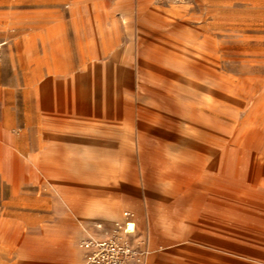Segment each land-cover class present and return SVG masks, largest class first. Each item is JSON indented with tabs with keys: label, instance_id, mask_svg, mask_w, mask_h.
Masks as SVG:
<instances>
[{
	"label": "rangeland",
	"instance_id": "374dc122",
	"mask_svg": "<svg viewBox=\"0 0 264 264\" xmlns=\"http://www.w3.org/2000/svg\"><path fill=\"white\" fill-rule=\"evenodd\" d=\"M126 209L145 264H264V0H0V264Z\"/></svg>",
	"mask_w": 264,
	"mask_h": 264
},
{
	"label": "built area",
	"instance_id": "2783aa9c",
	"mask_svg": "<svg viewBox=\"0 0 264 264\" xmlns=\"http://www.w3.org/2000/svg\"><path fill=\"white\" fill-rule=\"evenodd\" d=\"M93 233L82 239L83 264H145L147 245L138 239L135 214L123 211L111 222L96 221Z\"/></svg>",
	"mask_w": 264,
	"mask_h": 264
},
{
	"label": "crops",
	"instance_id": "0c3cea01",
	"mask_svg": "<svg viewBox=\"0 0 264 264\" xmlns=\"http://www.w3.org/2000/svg\"><path fill=\"white\" fill-rule=\"evenodd\" d=\"M86 215L90 218L95 216L102 218H116V213L112 210H107L105 208H100L94 206V204H90L87 208ZM114 219H102V221L111 222ZM137 221V220H136ZM93 231L95 227L92 226ZM86 228L82 225L75 226L71 228L69 231H65L61 226H46L43 235L41 236V240L48 239H60L65 238L67 243V249L69 258L71 259L73 264H83L84 261V248L80 242V238L86 236Z\"/></svg>",
	"mask_w": 264,
	"mask_h": 264
},
{
	"label": "bare ground",
	"instance_id": "6f19581e",
	"mask_svg": "<svg viewBox=\"0 0 264 264\" xmlns=\"http://www.w3.org/2000/svg\"><path fill=\"white\" fill-rule=\"evenodd\" d=\"M58 69V68H57ZM55 71H56V69H55ZM68 93V92H67ZM89 234H91V233H89ZM88 235V234H87Z\"/></svg>",
	"mask_w": 264,
	"mask_h": 264
}]
</instances>
